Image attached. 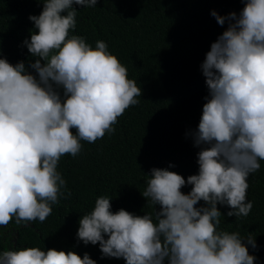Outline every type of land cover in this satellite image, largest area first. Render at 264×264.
Returning a JSON list of instances; mask_svg holds the SVG:
<instances>
[{
    "label": "clouds",
    "instance_id": "clouds-1",
    "mask_svg": "<svg viewBox=\"0 0 264 264\" xmlns=\"http://www.w3.org/2000/svg\"><path fill=\"white\" fill-rule=\"evenodd\" d=\"M244 8L220 16L227 29L210 46L201 65L208 88L198 128L191 132L199 171L185 178L168 169L146 175L144 198L155 216L113 213L99 196L79 220L77 240L99 244L102 258L126 264H255L249 233L218 230L222 216L247 217L248 178L264 161V0H241ZM98 0H44L27 48L35 61L12 65L0 58V227L43 223L67 191L57 171L62 156L77 157L81 141L114 134L118 118L140 103L142 91L106 42L95 47L79 35L73 5L95 8ZM66 13V15H62ZM2 56V52H0ZM57 89L63 90V95ZM72 129L76 132L73 134ZM174 165H169V168ZM191 185L184 194L181 189ZM64 190V191H62ZM70 194V193H69ZM203 201L206 206L196 207ZM107 237V239H105ZM0 264H96L88 253L17 248L0 253Z\"/></svg>",
    "mask_w": 264,
    "mask_h": 264
},
{
    "label": "trees",
    "instance_id": "trees-1",
    "mask_svg": "<svg viewBox=\"0 0 264 264\" xmlns=\"http://www.w3.org/2000/svg\"><path fill=\"white\" fill-rule=\"evenodd\" d=\"M43 2L0 0V58L12 65L23 61L26 68L35 61L23 41L30 40L34 30L29 16H39ZM244 6L241 0H98L95 8L73 5L77 25L70 35L84 37L93 48L98 40L106 42L128 69V78L141 88L140 103L118 118L114 134L91 144L81 141L77 157H61L57 171L67 191L62 190L64 195L43 223L17 225L13 218L6 228L0 227V253L39 247L74 251L81 258L88 253L96 264H126L122 258H102L99 244L79 242V220L92 211L99 196L111 199L113 213L124 209L154 217L160 206L142 196L151 169H168L185 180L198 174L200 149L190 133L198 128L209 94L201 65L211 44L227 29V22L220 26L210 13L239 15ZM57 90L62 96L63 90ZM260 164L248 178L247 199L253 208L247 217H228L231 209L217 205L222 214L218 230L239 232L242 238L253 234L257 248L247 247L257 257L255 264H264V161ZM191 188L186 184L181 191L188 194ZM201 206H206L203 201L196 207Z\"/></svg>",
    "mask_w": 264,
    "mask_h": 264
}]
</instances>
